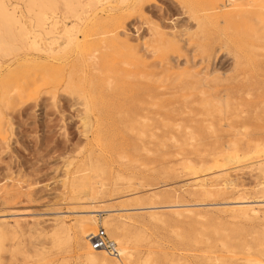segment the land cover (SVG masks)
Returning a JSON list of instances; mask_svg holds the SVG:
<instances>
[{
	"label": "rangeland",
	"instance_id": "rangeland-1",
	"mask_svg": "<svg viewBox=\"0 0 264 264\" xmlns=\"http://www.w3.org/2000/svg\"><path fill=\"white\" fill-rule=\"evenodd\" d=\"M114 1L103 0L79 22L58 11L57 31L39 40L56 38L57 53L0 54V264H264V214L226 210L241 200L264 205V177L245 161L213 167L211 151L226 149L234 133L254 137L252 149L263 142L264 0ZM62 24H77L70 43ZM153 29L166 39L154 48L167 51L162 67L147 52ZM93 50L101 65L127 72L99 79L89 65ZM68 74L71 82L47 85ZM177 78L187 83L182 90ZM13 87L26 95L2 97ZM238 118L245 125L231 126ZM218 169L232 184L212 182L205 193L193 180ZM168 205L180 206L179 214ZM91 209L98 212L82 213ZM80 214L91 222L81 223ZM100 230L119 241V256L92 249L88 236Z\"/></svg>",
	"mask_w": 264,
	"mask_h": 264
},
{
	"label": "bare ground",
	"instance_id": "bare-ground-1",
	"mask_svg": "<svg viewBox=\"0 0 264 264\" xmlns=\"http://www.w3.org/2000/svg\"><path fill=\"white\" fill-rule=\"evenodd\" d=\"M17 2H20V4L22 3L23 4V7H24V10H18L19 8H17L16 7V5H14V6H8V4L6 3V0H0V54L1 55H4V56H7V55H9V54H12V53H14V52H17V51H19V50H35V51H37V52H40V51H43L44 53H46V54H52V53H57L59 50H60V48L58 47V46H55V47H53L54 45H52L51 46V44H54V41H55V39H54V41H52L51 39H50V42H48V43H46V42H44L43 44H45V46H46V50L44 49V50H42V46L41 45H43L42 43H39V40H41V38L42 37H44V36H49V35H51L52 33H54L53 32V30H55L56 29V31H57V28H58V26H57V24H58V21L57 20H55L56 18V15H57V12L58 11H60V13L63 15V17H65V18H74L75 19V21H77V22H79V21H81V16L83 15V14H89L88 12L89 11H95V10H97L100 6H101V2L103 1V0H16ZM114 1V0H113ZM123 1H125V0H123ZM115 2V1H114ZM119 2V1H118ZM130 2H132V0H130L129 1V3ZM135 2V1H134ZM137 2V1H136ZM135 2V3H136ZM139 2V1H138ZM16 3V2H15ZM122 3V2H121ZM126 3H128L127 1H126ZM128 3V4H129ZM19 4V3H18ZM125 4V3H124ZM127 4V5H128ZM180 4V3H179ZM134 5L135 4H132V6L134 7ZM126 6V5H125ZM124 6V7H125ZM129 6H130V4H129ZM139 6V5H138ZM123 7V6H122ZM131 7V6H130ZM129 7V8H130ZM115 8H117V7H115ZM132 8V7H131ZM183 8V7H182ZM100 9V8H99ZM117 9H120V7H118ZM126 9V8H125ZM125 9H123V10H125ZM138 9V8H137ZM184 9V8H183ZM121 10H122V8H121ZM120 10V11H121ZM133 10V9H132ZM98 11V10H97ZM118 10H116V12H117ZM127 11V10H126ZM24 12V13H23ZM59 13V12H58ZM122 13V12H121ZM97 14V13H96ZM112 15V14H111ZM98 16H99V14H98ZM23 17H27L28 19H29V21H28V24L27 23H25L24 21H22L21 20V18L22 19H24ZM189 17V16H188ZM190 17H191V15H190ZM192 18V17H191ZM25 20V19H24ZM264 20V19H263ZM103 22V21H102ZM201 23V22H200ZM95 24V23H94ZM101 24V23H100ZM75 25L77 26V24H71V25H66V24H62V26L60 27L61 28V32H62V34L66 37V39H67V42L68 43H70V42H72L74 39H73V37L74 36H72V33H73V29L75 28ZM104 25V24H103ZM92 26H94V25H92ZM98 26V25H97ZM99 28H100V26H99ZM98 29V27H96V30ZM60 30V29H59ZM89 30H90V28H89ZM92 30H95V28H91V32H92ZM89 32V31H88ZM91 32H90V34H91ZM167 32V31H166ZM58 33H59V31H58ZM57 33V34H58ZM56 34V35H57ZM60 34V33H59ZM156 33H155V29H153V31L151 32V38H150V42H149V49L150 50H148L147 52L148 53H150V57H155L156 59L154 60V63L153 64H155V65H158V66H160V67H162L163 66V64H165L164 63V61L166 60V59H168V54L166 53V52H164V50H156V49H154L155 48V46H158V45H160V44H163L164 42L166 43V39L165 38H161V37H156V35H155ZM92 35V34H91ZM93 35H94V32H93ZM164 35V34H163ZM58 36V35H57ZM55 37V36H54ZM64 37V38H65ZM172 37V36H171ZM49 38V37H48ZM47 38V39H48ZM45 39V38H44ZM49 40V39H48ZM47 40V41H48ZM169 40V39H168ZM200 40V39H199ZM57 41V40H56ZM58 44V43H57ZM48 45H50V46H48ZM64 45V44H63ZM67 45V44H66ZM146 45V44H145ZM197 46V45H196ZM145 47V46H144ZM189 48V47H188ZM96 49V48H95ZM147 50V49H146ZM166 50V49H165ZM199 50V49H198ZM179 53V52H178ZM172 54H174V53H172ZM56 54H54V55H52V56H55ZM63 55V54H62ZM148 55V54H147ZM47 56V55H46ZM50 57H51V55H49ZM183 56V55H182ZM185 57V56H184ZM186 57H188V56H186ZM54 58V57H53ZM76 58V57H75ZM89 61H90V59L92 60V62H91V64H89L90 65V67H92V70L96 73V72H98V74L100 75V74H102L100 77H99V79L100 78H102L103 80H109L111 77H113V76H117V74H122L123 75V72L125 71V72H127L125 69H123V68H121V66L120 67H117V66H111L110 64L109 65H106V66H103L105 63L104 62H102V63H104L103 65H101V63L99 62V57H97V55H96V50H93L92 51V53L91 54H89ZM87 59V58H86ZM86 61V60H85ZM179 61V60H178ZM203 61V60H202ZM108 62V61H107ZM126 62V61H125ZM177 62V61H176ZM87 62H85V64H86ZM167 63V62H166ZM49 64H53L54 65V63H49ZM112 64H114L113 62H112ZM132 64H134V63H132ZM178 64V63H177ZM37 65V64H36ZM117 65H118V63H117ZM137 65V64H136ZM169 65V64H168ZM75 66H76V64H75ZM86 66H87V64H86ZM85 66V67H86ZM127 66V65H126ZM125 66V67H126ZM131 66V65H130ZM140 66V65H139ZM47 67V66H46ZM80 67V66H79ZM78 67V68H79ZM88 67V66H87ZM86 67V68H87ZM124 67V66H123ZM74 68V67H73ZM78 68H77V70H78ZM85 68V69H86ZM129 68V67H128ZM72 69V68H71ZM71 69L69 68V70H68V73H70L71 72ZM83 69V68H82ZM133 69H134V67H133ZM138 69V68H137ZM36 70V69H35ZM46 70V69H45ZM83 71V70H82ZM129 71V70H128ZM135 72H136V70H134ZM140 71V70H139ZM138 71V72H139ZM90 72V71H89ZM140 72H143V71H140ZM42 73V72H41ZM93 73V72H92ZM92 73H88V74H90V75H92ZM147 73V72H146ZM152 73V72H151ZM23 74V73H22ZM28 74V73H27ZM45 74V73H44ZM87 74V73H86ZM98 74H97V76H98ZM141 74V73H140ZM148 74V73H147ZM150 74V73H149ZM153 74V73H152ZM154 74H156V73H154ZM29 75V74H28ZM31 75V74H30ZM47 75V74H46ZM89 75V76H90ZM125 75L127 76V74L125 73ZM45 76V75H44ZM86 77H89V76H87V75H85ZM146 76V75H145ZM194 76V75H193ZM15 77V76H14ZM23 78H26L27 77V75H24V76H22ZM39 77V76H38ZM70 75L68 74V76H64V78H56V79H53L52 81H49L48 80V82H50L49 84H48V82H47V85H50L51 84V87L52 88H57L58 86H60L63 82H65L66 84H67V81H68V83L69 82H71V79H70ZM92 77V76H91ZM132 77V76H131ZM135 77V76H134ZM155 77V76H154ZM161 77V76H160ZM41 78V77H40ZM44 78V77H43ZM119 78V77H118ZM127 78V77H126ZM143 78H144V75H143ZM142 78V79H143ZM158 78V77H157ZM162 78V77H161ZM164 78V77H163ZM162 78V79H163ZM167 78H168V76H167ZM170 78V77H169ZM193 78V77H192ZM11 79V78H10ZM48 79V78H47ZM90 79V78H89ZM91 79H93V78H91ZM148 79H149V77H148ZM162 79H160V80H162ZM178 79H180V78H177L176 80H177V82H175V83H178L179 81H178ZM13 80V79H12ZM151 80L153 81V79L151 78ZM170 80H171V78H170ZM182 80H183V78H182ZM193 80V79H192ZM8 81H9V79H8ZM42 81H44V80H42ZM83 81H85V80H83ZM101 81V80H100ZM139 81V80H138ZM137 81V82H138ZM140 81H142L141 80V78H140ZM146 81H148L147 79H146ZM181 81V80H180ZM185 81V80H184ZM183 81V82H184ZM194 82H196V83H199V82H197V81H195V80H193ZM0 82H2L1 80H0ZM10 82H12V81H10ZM150 82V81H149ZM157 82V81H156ZM155 82V83H156ZM205 82V81H204ZM3 83V82H2ZM92 83V82H91ZM95 84L97 83V81L96 82H94ZM135 83V82H134ZM133 83V84H134ZM144 83V82H143ZM151 83V82H150ZM180 83V82H179ZM263 83V82H262ZM4 84V83H3ZM8 84H10L9 82H8ZM93 84V83H92ZM91 84V85H92ZM138 84H140V83H138ZM145 84V83H144ZM152 85L154 84V83H151ZM158 84V83H157ZM156 84V85H157ZM165 84V83H164ZM174 84V83H173ZM194 83H192V85H193ZM132 85V84H131ZM131 85H130V87H131ZM160 86H163L162 85V83L161 84H159ZM166 85H167V81H166ZM175 85V84H174ZM189 86H190V84H188ZM208 85V84H207ZM96 86H97V84H96ZM99 86V85H98ZM97 86V87H98ZM136 86V85H135ZM165 86V85H164ZM167 86H169V85H167ZM171 86V85H170ZM173 86V85H172ZM185 86H187V83H184V84H179L178 85V87H179V89H181V88H184ZM193 86H195V85H193ZM50 87V86H49ZM148 87V86H147ZM160 88V87H159ZM158 88V89H159ZM169 88V87H168ZM172 88H174V87H172ZM194 88V87H193ZM196 88V87H195ZM5 89H6V87H5ZM7 89H8V87H7ZM20 89V88H19ZM98 88H96V90H97ZM123 89V88H122ZM127 89V88H126ZM128 89H129V87H128ZM133 89H134V86H133ZM133 89H131V90H133ZM148 89H149V87H148ZM163 89V88H162ZM162 89H160V90H162ZM4 90V89H3ZM17 90V89H16ZM15 89H14V87L11 89V91L10 92H5V93H1L2 94V97H6L7 99H16V98H23L25 95H26V93H24V91L23 90H19V91H16ZM27 90V89H26ZM53 90V89H52ZM135 90V89H134ZM157 90V89H156ZM182 90V89H181ZM212 90V89H211ZM243 90V89H242ZM263 90V89H262ZM120 91V90H119ZM146 91H148V90H146ZM151 91H152V89H151ZM178 91V90H177ZM199 91V90H198ZM198 91H196V93H198ZM235 91V90H234ZM237 91V90H236ZM175 92V91H174ZM174 92H171V93H174ZM186 92V91H185ZM201 94H204L205 92H203V91H199ZM213 92V91H212ZM264 92V91H263ZM121 93H123L122 92V90H121V92L119 93V94H121ZM147 93H149V91L147 92ZM151 93V92H150ZM149 93V94H150ZM163 93H165V92H163ZM178 93V92H177ZM189 93V92H188ZM195 92L193 93V94H196ZM210 93V92H209ZM214 93V92H213ZM236 93V92H235ZM247 93V92H246ZM261 93V92H260ZM72 94L73 95H75V97H78V98H80L82 95H83V93H82V90L80 89V87H75L74 88V90H72ZM96 94H97V92H96ZM145 94V93H144ZM143 94V95H144ZM148 94V95H149ZM152 94V93H151ZM165 94H167V93H165ZM169 94V93H168ZM181 94H182V92H181ZM184 94V93H183ZM234 94V93H233ZM243 94V93H242ZM247 94H249V93H247ZM262 94V93H261ZM260 94V95H261ZM102 95V94H101ZM101 95H99V96H101ZM158 95H162V94H158ZM178 95V94H177ZM216 95V94H215ZM218 95V94H217ZM135 96V95H134ZM144 96H146V95H144ZM151 96V95H150ZM186 96V95H185ZM187 96H188V94H187ZM199 96H200V94H199ZM202 96V95H201ZM257 96V95H256ZM97 97H98V95H97ZM176 97H178V96H176ZM181 97V96H180ZM190 97H191V95H190ZM206 97V96H205ZM205 97H203V99L205 98ZM217 97V96H216ZM230 97V96H229ZM101 98V97H100ZM227 98V97H226ZM136 99V98H135ZM188 99L190 100V99H192V98H189L188 97ZM216 99V98H215ZM230 99V98H229ZM98 100H100V99H98ZM174 100V99H173ZM173 100H171L172 102H173ZM180 100V98L178 97V101ZM198 100V99H197ZM220 100V99H219ZM219 100H217L218 102H220ZM249 100V99H248ZM247 100V101H248ZM1 101V100H0ZM206 101V100H205ZM254 101V100H253ZM187 102V101H186ZM191 103H193L192 101H190ZM102 103V102H101ZM101 103H99V104H101ZM155 103V102H154ZM162 103V102H161ZM160 103V104H161ZM176 103H178V102H176ZM191 103H187V105L189 106V104H191ZM250 103V102H249ZM104 104V103H103ZM155 104H157L154 108H157V106H159V104L158 103H155ZM169 104V103H168ZM203 104V103H202ZM245 104V103H244ZM105 105V104H104ZM154 105V104H153ZM171 105V104H170ZM181 105L182 104H178V107H177V109L178 108H180L181 107ZM243 105V104H242ZM5 106V105H4ZM6 106H8V105H6ZM174 106H176V104L174 105ZM182 106H184V105H182ZM202 106V105H201ZM203 106H205V104H203ZM86 107V106H85ZM150 108L152 107V106H149ZM148 107V108H149ZM160 107L162 108V106L160 105ZM190 107V106H189ZM191 107H192V104H191ZM229 107V106H228ZM105 108V107H104ZM140 108V107H139ZM160 108V109H161ZM166 108V107H165ZM165 108H164V110H165ZM176 108V107H175ZM174 108V109H175ZM188 107H186V109H187ZM206 108V107H205ZM152 110H153V108H151ZM175 110V111H177L176 112V114L177 115H179L180 113H182L183 114V112H181V111H178V110ZM188 109H190V108H188ZM88 110V109H87ZM98 110H101V109H98ZM105 110V109H104ZM155 110V109H154ZM173 110V109H172ZM171 110V111H172ZM245 110V109H244ZM162 111V110H161ZM165 111H167L168 112V110H165ZM170 111V112H171ZM164 112V111H163ZM166 112V113H167ZM178 112H180L179 114H178ZM191 112H193L192 110H191ZM198 112L200 113L201 111H199L198 110ZM202 112H203V110H202ZM165 113V112H164ZM172 113H173V111H172ZM198 113V114H199ZM100 115L99 116H102V114L105 116V115H108V114H110L109 113V110H105V111H102L101 110V112L99 113ZM153 114V113H152ZM159 114V113H158ZM168 114V113H167ZM176 114H174V115H176ZM202 114V113H201ZM155 115H157V114H155ZM169 115H171V114H169ZM182 116V115H181ZM161 117V116H160ZM180 116H178L177 118H179ZM194 117V116H193ZM203 117V116H202ZM201 117V118H202ZM212 117V116H211ZM174 118V117H173ZM205 118V120H206V117H204ZM203 118V119H204ZM214 118V117H213ZM228 118V117H227ZM230 118H231V116H230ZM188 119H190V118H188ZM188 119H186V120H188ZM202 119V120H203ZM216 119V118H215ZM234 119L236 120V118H235V116H234ZM233 119V120H234ZM239 119V118H238ZM95 120L96 121H98L99 119L98 118H96L95 117ZM175 120H176V117H175ZM178 120V119H177ZM186 120H184V121H186ZM193 120H194V118H193ZM210 120H211V118H210ZM93 121V120H92ZM248 121V120H247ZM94 122V121H93ZM245 120L244 119H239V121L238 122H233V123H231V124H233V125H231L230 123H228V122H225V123H223V125L224 126H226V127H229V128H231L230 127V125L231 126H237V124L239 125H245ZM96 123V122H95ZM181 123H183V122H181ZM251 124V123H250ZM222 125V124H221ZM220 125V126H221ZM94 126V125H93ZM222 127V126H221ZM238 128V127H237ZM167 133V132H166ZM169 134V133H168ZM203 135V134H202ZM258 135V134H257ZM260 135V137L262 136V141L263 142H259V141H257L256 142V144H255V146H254V149H252L251 148V146H250V142L252 141V139L254 138H252L251 139V137L250 138H248V137H245L243 134H241V135H239V134H236V133H234L233 134V136L232 135H230V136H232L231 138H229L228 139V137H226L228 140L227 141H229L230 143L229 144H227L226 145V149H224V147L223 148H221L219 145L218 146H215L214 147V149L213 150H211L212 151V156H213V159H212V164H214V165H212L213 167L214 166H217L218 167V164L220 163V161H225V160H229V161H231V162H233V163H237V164H240L242 161H245L246 163V165L245 166H247L249 169V172H251V173H253L254 174V177H264V159H258L259 158V156H253L252 154H258V153H263V156H264V134H259ZM258 135V136H259ZM175 136V135H174ZM229 136V135H228ZM176 137V136H175ZM257 137V136H256ZM174 138V137H173ZM172 138V139H173ZM208 138V137H207ZM91 139V138H90ZM254 140H257V138H255ZM258 140H260V139H258ZM224 142H226V141H224ZM221 144H223L222 142H221ZM251 149H252V151H251ZM262 156V155H261ZM258 157V158H257ZM264 158V157H263ZM198 161V160H197ZM230 162V163H231ZM226 164V163H225ZM225 164H223V165H225ZM195 166V165H194ZM211 166V167H212ZM211 167H209L208 166V169H211ZM216 167V168H217ZM219 168V167H218ZM222 168V167H221ZM239 168V167H238ZM204 169V168H203ZM219 170V169H218ZM200 171H202V170H200ZM208 171V170H207ZM214 171V170H213ZM212 172V171H211ZM211 172H209V173H206V172H204V173H206V174H201V176H195L194 178H193V180L196 182V185H198V186H200L201 188H203L204 189V192H205V188L206 187H208L209 185H211V183L212 182H215V184L216 185H219V186H225V185H227V184H232V179L230 178V174L229 173H227V171L226 170H219V171H216V172H214V173H211ZM92 183V182H91ZM86 184V183H85ZM94 185H92V187H93ZM86 187H87V185H86ZM88 187H89V185H88ZM196 187V186H195ZM90 188V187H89ZM95 189H97V188H95ZM94 189V190H95ZM90 190V193H93L94 191H93V189H89ZM88 190V191H89ZM203 192V191H202ZM87 193V192H86ZM95 193V192H94ZM94 193L91 195V196H93L94 195ZM206 193V192H205ZM77 196V195H76ZM90 196V197H91ZM176 196V195H175ZM86 197V196H85ZM89 197V196H88ZM87 197V198H88ZM94 197V196H93ZM96 197V196H95ZM94 197V198H95ZM76 198V197H75ZM82 198V197H81ZM90 199V198H89ZM93 199V198H92ZM92 201H94V200H92ZM243 200H241V202L239 201V202H237V203H241V204H239V205H237V206H234V207H232V208H227L226 210H229L230 212H236V213H238L239 215H251V214H255V213H258V212H262L263 214H264V205H252V204H249V203H246V202H242ZM88 203V202H87ZM90 203V202H89ZM235 203V202H234ZM236 203V204H237ZM262 203V202H261ZM86 205V204H85ZM152 207V206H151ZM178 207H180V206H178V205H168L166 208L170 211V212H172V213H174V214H179V211L177 210V208ZM155 208V207H154ZM94 212H98L97 210H94V209H91V210H84V211H82V213H94ZM260 215V214H259ZM78 216H80L79 217V221L81 222V223H84L85 221H87V220H91V217H88V214L86 215V214H80V215H78ZM92 216V218H93V215H91ZM93 220V219H92ZM91 222V221H90ZM88 230V229H87ZM96 234V233H95ZM95 234H93V235H95ZM92 235V234H91ZM89 237V236H88ZM114 242V241H113ZM116 243L117 244H119L120 245V243H119V241H116ZM116 244V245H117ZM118 246H117V250H118ZM93 250H95V249H93ZM121 250L123 251L124 250V248L122 247L121 248ZM99 251H102V250H99ZM119 251L120 250H118V256H119ZM103 252V251H102ZM121 252V251H120ZM105 256V255H104ZM90 257H92V255H90ZM116 262V264H119L117 261H115Z\"/></svg>",
	"mask_w": 264,
	"mask_h": 264
},
{
	"label": "built area",
	"instance_id": "built-area-1",
	"mask_svg": "<svg viewBox=\"0 0 264 264\" xmlns=\"http://www.w3.org/2000/svg\"><path fill=\"white\" fill-rule=\"evenodd\" d=\"M88 240L91 242L90 245L92 249L105 251L114 257L118 256L116 243L107 238L102 230L97 232L95 235H89Z\"/></svg>",
	"mask_w": 264,
	"mask_h": 264
}]
</instances>
